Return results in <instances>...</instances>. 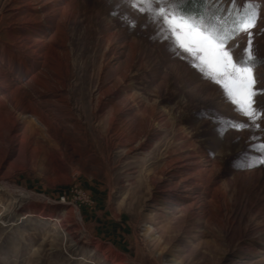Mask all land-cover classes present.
<instances>
[{
  "label": "rangeland",
  "instance_id": "obj_1",
  "mask_svg": "<svg viewBox=\"0 0 264 264\" xmlns=\"http://www.w3.org/2000/svg\"><path fill=\"white\" fill-rule=\"evenodd\" d=\"M139 7L0 0V264H264V118L221 131L247 118Z\"/></svg>",
  "mask_w": 264,
  "mask_h": 264
},
{
  "label": "snow or ice",
  "instance_id": "obj_2",
  "mask_svg": "<svg viewBox=\"0 0 264 264\" xmlns=\"http://www.w3.org/2000/svg\"><path fill=\"white\" fill-rule=\"evenodd\" d=\"M123 2L133 9L141 5L138 11L155 26L158 39L166 41L173 54H190L189 65L210 84L220 86L218 92L233 106V111L247 118L239 122L217 118L221 131L225 130V124L227 128L236 130L260 127L256 121L264 118V105L259 104L256 98L264 95V87H260L264 82L259 72L264 67V60L255 52L254 33L250 31L257 27L260 14L264 13L260 0H249L251 6L247 10L242 9L243 14L239 18L233 15L227 20L224 18L227 9L222 12L221 0ZM238 40H246V44L240 47ZM257 159L264 163L261 157Z\"/></svg>",
  "mask_w": 264,
  "mask_h": 264
},
{
  "label": "bare ground",
  "instance_id": "obj_3",
  "mask_svg": "<svg viewBox=\"0 0 264 264\" xmlns=\"http://www.w3.org/2000/svg\"><path fill=\"white\" fill-rule=\"evenodd\" d=\"M31 1H33V2H44V0H31ZM39 5V4H38ZM49 15H51V16H53L52 14H49ZM41 89V90H40ZM35 90H36V92L38 93L37 94V96L38 95H40V96H43L44 95V93H46L47 91V88H46V84H44V82L42 81H40V82H37L36 83V87H35ZM46 91V92H45ZM39 98V97H38Z\"/></svg>",
  "mask_w": 264,
  "mask_h": 264
},
{
  "label": "trees",
  "instance_id": "obj_4",
  "mask_svg": "<svg viewBox=\"0 0 264 264\" xmlns=\"http://www.w3.org/2000/svg\"><path fill=\"white\" fill-rule=\"evenodd\" d=\"M193 7L195 8V7H198L197 5H193Z\"/></svg>",
  "mask_w": 264,
  "mask_h": 264
},
{
  "label": "built area",
  "instance_id": "obj_5",
  "mask_svg": "<svg viewBox=\"0 0 264 264\" xmlns=\"http://www.w3.org/2000/svg\"><path fill=\"white\" fill-rule=\"evenodd\" d=\"M64 202H65V198H63Z\"/></svg>",
  "mask_w": 264,
  "mask_h": 264
}]
</instances>
